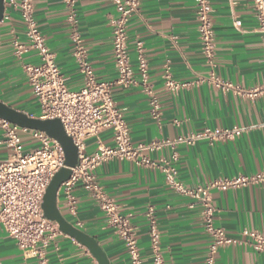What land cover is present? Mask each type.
Instances as JSON below:
<instances>
[{
    "label": "crops",
    "instance_id": "obj_1",
    "mask_svg": "<svg viewBox=\"0 0 264 264\" xmlns=\"http://www.w3.org/2000/svg\"><path fill=\"white\" fill-rule=\"evenodd\" d=\"M211 0L216 37L212 62L203 54L195 0H141L139 13L128 26L131 61L137 70L136 43H143L148 63L149 85L160 104L161 116L151 114V96L142 84L131 89L116 87L114 99L129 129L134 145L157 140H176L206 129L239 127L243 133L211 145L167 147L149 153L158 165L168 161L177 170V180L187 187L204 186L220 178L254 175L264 171V95L250 98L238 91H251L264 85L261 36L253 0ZM79 33L98 81L112 82L118 73L113 55L112 19L117 15L113 0H78ZM235 17L242 21L238 30ZM35 19L46 45L67 79L71 91L83 88L82 75L74 59L72 28L63 0H35ZM25 64L40 60L25 36V23L18 10L8 8L0 24V101L30 117L40 118L37 97L24 72ZM180 84L193 83L178 92L166 85L165 76ZM231 85L218 88L208 82L211 76ZM175 121H179L177 125ZM26 152L37 142L29 131H21ZM113 131L86 141L93 155L100 143L113 146ZM178 159L175 161L174 156ZM10 150L0 126V163ZM95 175L106 194L114 199L123 215H131L137 229L143 264H153L148 208L156 210L161 246L166 264H205L213 239L203 224L200 205L177 194L165 180L161 168H145L121 159H112ZM76 215L70 211L64 190L58 194V208L65 219L95 238L111 264H132L125 241L109 226L100 205L78 184L73 190ZM215 226L230 238L242 240L245 230L264 234V184L236 190L214 191ZM49 264H99L88 248L61 232L47 249ZM2 264H40L25 254L0 226ZM216 264H264V253L239 244L221 249Z\"/></svg>",
    "mask_w": 264,
    "mask_h": 264
},
{
    "label": "built area",
    "instance_id": "obj_2",
    "mask_svg": "<svg viewBox=\"0 0 264 264\" xmlns=\"http://www.w3.org/2000/svg\"><path fill=\"white\" fill-rule=\"evenodd\" d=\"M68 10V22L72 28L74 59L83 79V88L71 91L67 79L55 61V55L46 45L35 19V0H5V11L14 8L19 11L25 23V36L31 49L38 54L40 64H25L24 72L38 99L42 120L59 119L66 134L73 139L78 149V164L72 169L70 180L61 187L68 198L72 214L76 215V199L73 190L80 184L100 205L110 227L125 241L132 264H143L138 247L137 229L131 223V215H123L116 201L110 198L97 181L95 171L112 159H121L145 168H161L167 185L177 194L192 200L191 207L200 205L201 216L208 235L213 239L205 264H216L221 249L233 245H249L255 251L264 253V234L245 230L242 240L230 238L223 228L215 226L216 208L213 204L214 191H228L259 186L264 184V171L254 175H238L234 178H220L204 186L187 187L177 180V170L170 162L158 165L149 157V153L167 147L193 146L199 142L214 145L218 142L233 140L243 133V129H206L201 133L181 136L176 140H157L134 145L130 129L114 99L116 87L131 89L142 84L151 96V114L160 118V104L154 97L149 85L148 63L143 43H136L138 57L137 70L134 69L129 45L128 26L131 18L139 13L141 0H113L117 15L112 19L113 55L117 69V79L112 82L98 81L94 69L87 57L79 33L77 16L78 0H63ZM232 6L233 0H228ZM199 21V34L204 56L212 62L216 55V37L213 23L211 0H195ZM253 9L258 23L257 32L261 36L264 61V0H253ZM234 25L242 28V21L235 17ZM165 85L172 92L189 87L193 83L180 84L168 73ZM208 82L218 88L229 89L231 85L221 82L213 75L209 79H199L196 83ZM250 98L264 95V85L251 91H238ZM178 125L179 121H175ZM4 130V143L10 150V156L0 163V226L25 253L36 257L40 264H49L47 249L50 242L61 231L56 222L49 220L42 209L46 191L54 176L65 167L66 156L62 146L44 132L22 129L0 118ZM113 131V146L100 143L98 150L89 155L86 141L97 138L106 131ZM21 131H29L38 146L26 152L21 139ZM178 159L177 155L174 160ZM151 244L153 264H166L162 246L156 210L148 208L145 213ZM0 264L1 261H0Z\"/></svg>",
    "mask_w": 264,
    "mask_h": 264
},
{
    "label": "water",
    "instance_id": "obj_3",
    "mask_svg": "<svg viewBox=\"0 0 264 264\" xmlns=\"http://www.w3.org/2000/svg\"><path fill=\"white\" fill-rule=\"evenodd\" d=\"M4 2L5 0H0V24L5 15ZM0 118L22 129L44 132L62 146L66 156L65 167L54 176L46 191L42 204L44 214L49 220L58 224L62 233L74 238L88 248L99 264H111L107 254L99 245L98 241L69 223L58 208V194L61 187L70 180L72 169L78 164V149L73 139L66 134L61 121L59 119L42 120L40 118L30 117L1 101Z\"/></svg>",
    "mask_w": 264,
    "mask_h": 264
}]
</instances>
